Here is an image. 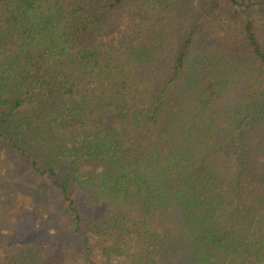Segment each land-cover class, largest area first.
Instances as JSON below:
<instances>
[{
  "label": "trees",
  "instance_id": "obj_1",
  "mask_svg": "<svg viewBox=\"0 0 264 264\" xmlns=\"http://www.w3.org/2000/svg\"><path fill=\"white\" fill-rule=\"evenodd\" d=\"M260 8L0 0V264H264Z\"/></svg>",
  "mask_w": 264,
  "mask_h": 264
},
{
  "label": "rangeland",
  "instance_id": "obj_2",
  "mask_svg": "<svg viewBox=\"0 0 264 264\" xmlns=\"http://www.w3.org/2000/svg\"><path fill=\"white\" fill-rule=\"evenodd\" d=\"M255 21H256L257 27H259L261 29L262 35H263V38H264V8L258 9V11H257V13L255 15ZM4 159H5V157L0 153V161H3ZM19 200L23 201L25 203H29V204H30V201H31L30 199H28L26 197L23 198L22 196H20Z\"/></svg>",
  "mask_w": 264,
  "mask_h": 264
}]
</instances>
